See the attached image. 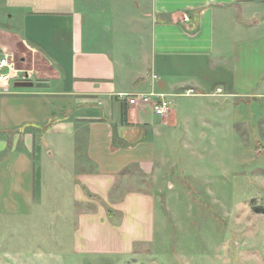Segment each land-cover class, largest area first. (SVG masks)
Wrapping results in <instances>:
<instances>
[{
    "label": "crops",
    "instance_id": "1",
    "mask_svg": "<svg viewBox=\"0 0 264 264\" xmlns=\"http://www.w3.org/2000/svg\"><path fill=\"white\" fill-rule=\"evenodd\" d=\"M0 2L10 21L0 22V57L24 50L41 88H0L10 213L38 217L56 185L60 246L69 237L75 253L120 254L151 241L144 185H158L181 119L175 105L160 116L128 97H264V0Z\"/></svg>",
    "mask_w": 264,
    "mask_h": 264
},
{
    "label": "rangeland",
    "instance_id": "2",
    "mask_svg": "<svg viewBox=\"0 0 264 264\" xmlns=\"http://www.w3.org/2000/svg\"><path fill=\"white\" fill-rule=\"evenodd\" d=\"M0 22H10L1 2ZM24 53L9 57L15 68L29 66ZM213 98H169L181 125L158 185H144L154 196L151 241L127 253H75L69 237L59 244L56 185L28 219L10 213L16 188L2 185L0 264H264V97Z\"/></svg>",
    "mask_w": 264,
    "mask_h": 264
},
{
    "label": "built area",
    "instance_id": "3",
    "mask_svg": "<svg viewBox=\"0 0 264 264\" xmlns=\"http://www.w3.org/2000/svg\"><path fill=\"white\" fill-rule=\"evenodd\" d=\"M9 55L5 54L0 57V88L7 89L8 81L15 79L17 81H32L33 72L32 70L17 69L13 66V62L10 61ZM185 95L193 94V89H186ZM128 103L138 104L142 103L149 105L152 111L156 115L164 116L167 115L172 108V101L164 94L157 93H141L133 94L128 97Z\"/></svg>",
    "mask_w": 264,
    "mask_h": 264
},
{
    "label": "water",
    "instance_id": "4",
    "mask_svg": "<svg viewBox=\"0 0 264 264\" xmlns=\"http://www.w3.org/2000/svg\"><path fill=\"white\" fill-rule=\"evenodd\" d=\"M35 83H33L32 81H19L15 83V86H33Z\"/></svg>",
    "mask_w": 264,
    "mask_h": 264
}]
</instances>
